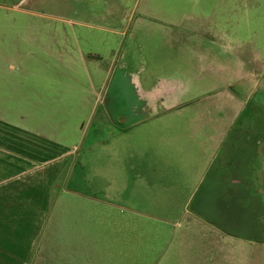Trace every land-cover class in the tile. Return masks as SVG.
Returning <instances> with one entry per match:
<instances>
[{
	"label": "rangeland",
	"instance_id": "1",
	"mask_svg": "<svg viewBox=\"0 0 264 264\" xmlns=\"http://www.w3.org/2000/svg\"><path fill=\"white\" fill-rule=\"evenodd\" d=\"M15 1L0 0L7 32L18 19L39 36L77 37L103 88L82 145L102 196L76 182L68 190L74 165L57 182L48 264H264V241L238 238L221 219L229 213L247 232L264 213V0ZM178 63L213 80L200 90ZM227 79L242 96L221 88ZM246 135V148L233 145ZM93 138L100 150L87 148ZM227 143L229 192L203 190L202 210L220 227L179 225Z\"/></svg>",
	"mask_w": 264,
	"mask_h": 264
},
{
	"label": "crops",
	"instance_id": "2",
	"mask_svg": "<svg viewBox=\"0 0 264 264\" xmlns=\"http://www.w3.org/2000/svg\"><path fill=\"white\" fill-rule=\"evenodd\" d=\"M8 24L10 34L0 18V264H48L56 179L75 166L103 88L77 37Z\"/></svg>",
	"mask_w": 264,
	"mask_h": 264
},
{
	"label": "flooded vegetation",
	"instance_id": "3",
	"mask_svg": "<svg viewBox=\"0 0 264 264\" xmlns=\"http://www.w3.org/2000/svg\"><path fill=\"white\" fill-rule=\"evenodd\" d=\"M202 56H208V55L205 54ZM215 56L216 55L212 56L213 60L218 61L219 58L217 60H215L217 58V57L215 58ZM205 59H206V61H208V63H210L211 58L209 56L206 57ZM213 60H212V62H214ZM184 66L185 65L180 64V63L177 64L178 70H182V72H190L191 70L195 71L196 76L191 78L189 80V82L192 84L194 81H196V83L199 85L200 90L202 88L203 89L206 88L205 86L207 84L211 83V80H213L212 79L213 77L211 75L212 74L211 71H210L211 74L208 72L209 75H204V74H201L200 70L199 71L196 70V66L186 67L187 71L184 70L185 69ZM222 68L224 71H226L228 73V62H227V60L222 62ZM245 80H246V78H243L242 82ZM253 83H254V81H253ZM221 88H223V89L232 88V90L235 92V93L234 92L233 93L236 96L238 95V97L243 95L241 92V89L236 84H233V83L229 84L228 83V79H227V81H225L221 85ZM218 89H220V88H218ZM254 90H255L254 87L250 88L246 92L245 96L247 95L250 98L252 96ZM100 106H102V111H103L102 113L106 117H104V115L99 116L98 120L103 123V122L107 121V116H108L107 115L108 111H107V107H106L107 106V98H106L105 92L102 96V101H101ZM108 133L109 132H107V134ZM94 138H96V136H94ZM94 142H95V144H92V145L88 146L87 148L92 149V151L100 150L102 147L98 146L99 142H97L96 139H94ZM248 143H249V135L243 136L240 139H235L233 141V145H236L242 149L246 148ZM257 153L258 154L256 156L260 157L261 152L257 151ZM80 154H81V160L76 162V164L72 170V174L68 180V186L71 184L74 185V182H76V184L81 186V188L83 190L87 189L90 191H95V190L98 191V189L100 187V183L102 181L101 180L102 174L97 173L93 169V166H92L93 163H90L86 160L84 161V159H82L84 157V154L82 151ZM228 155H229V153H228V143H227V148L221 149L220 153L216 157H213L210 160L209 165H208L209 166L208 169H210L209 173L208 174L203 173V175L202 174L200 175L201 177H200L198 185H200L202 192L199 193L198 200H195V197L192 199H189L187 205L185 206V212H184V216L182 218V222L180 221L179 225L186 223L190 219H196L198 221L208 223L211 226H214L217 228L220 227L216 221L208 219L209 216L207 217V215L202 210V206L204 203V195H205L203 190L205 189V187L209 188V186H211L213 189H215L217 191L216 194L221 198V200L223 199L224 193L229 192L228 191V180H229V178H228ZM216 194L214 196H216ZM227 199H229V202H230L232 200V197L227 196ZM192 201L195 202L194 205H190ZM186 208H187V210H186ZM221 219H222V222L225 226V227H223L224 230H226L227 232L229 231L231 233H234L238 238H241V239H244L247 241H253V242H258L260 240L264 241V213H262L256 219L253 226H251L249 231H247V232L232 218V216L229 213H224L221 216Z\"/></svg>",
	"mask_w": 264,
	"mask_h": 264
},
{
	"label": "trees",
	"instance_id": "4",
	"mask_svg": "<svg viewBox=\"0 0 264 264\" xmlns=\"http://www.w3.org/2000/svg\"><path fill=\"white\" fill-rule=\"evenodd\" d=\"M19 1H21V0H17V1H15V3L17 2H19ZM88 58V57H87ZM89 59V58H88ZM78 161V160H77ZM67 170L66 169H64L61 173H60V175L58 176V178L56 179V183L62 178V176L65 174V172H66ZM68 186V185H67ZM68 190H70V191H73V190H71L70 189V185L68 186ZM93 192H98V191H93ZM94 194H96V193H94ZM98 194H100V193H98ZM53 199V198H52ZM104 199H106V198H104Z\"/></svg>",
	"mask_w": 264,
	"mask_h": 264
},
{
	"label": "water",
	"instance_id": "5",
	"mask_svg": "<svg viewBox=\"0 0 264 264\" xmlns=\"http://www.w3.org/2000/svg\"><path fill=\"white\" fill-rule=\"evenodd\" d=\"M89 193H92V194L96 193L95 195L98 196V197L102 196V194H98V193H100L99 191L98 192H93V191L89 190Z\"/></svg>",
	"mask_w": 264,
	"mask_h": 264
}]
</instances>
